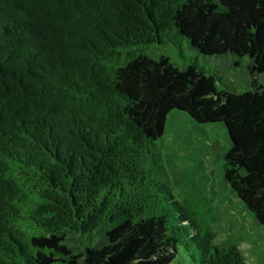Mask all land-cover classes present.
Segmentation results:
<instances>
[{
	"label": "trees",
	"instance_id": "trees-1",
	"mask_svg": "<svg viewBox=\"0 0 264 264\" xmlns=\"http://www.w3.org/2000/svg\"><path fill=\"white\" fill-rule=\"evenodd\" d=\"M175 38L215 67L146 51ZM173 108L224 123L264 225V0H0V264H246L163 165Z\"/></svg>",
	"mask_w": 264,
	"mask_h": 264
},
{
	"label": "rangeland",
	"instance_id": "rangeland-1",
	"mask_svg": "<svg viewBox=\"0 0 264 264\" xmlns=\"http://www.w3.org/2000/svg\"><path fill=\"white\" fill-rule=\"evenodd\" d=\"M146 51L165 53L177 63L188 59L197 60L204 67H215L217 63L216 58H204L180 38L149 47ZM157 144L164 158V167L170 171L167 160L174 155L176 167L189 173L184 176L186 185L204 196L206 205L211 207L215 241L233 234L239 238L238 249L246 264H264V225L257 221L224 177V155L231 145L224 123L198 122L186 111L173 108L166 115ZM154 176L164 179L156 171ZM168 264L198 263L180 248Z\"/></svg>",
	"mask_w": 264,
	"mask_h": 264
}]
</instances>
